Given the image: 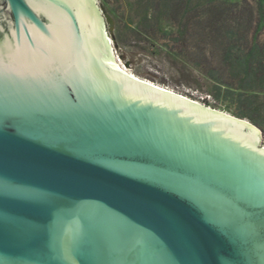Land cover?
Returning <instances> with one entry per match:
<instances>
[{
  "label": "water",
  "instance_id": "water-1",
  "mask_svg": "<svg viewBox=\"0 0 264 264\" xmlns=\"http://www.w3.org/2000/svg\"><path fill=\"white\" fill-rule=\"evenodd\" d=\"M104 29L0 0V264H264L262 131L113 67Z\"/></svg>",
  "mask_w": 264,
  "mask_h": 264
},
{
  "label": "rangeland",
  "instance_id": "rangeland-1",
  "mask_svg": "<svg viewBox=\"0 0 264 264\" xmlns=\"http://www.w3.org/2000/svg\"><path fill=\"white\" fill-rule=\"evenodd\" d=\"M96 1L103 12L112 60L139 78L152 81L150 75L156 84L249 121L262 131L264 146V70L258 74L256 64L261 61L264 65V0ZM220 3L240 4L241 8L235 12L231 6H219L222 15L215 31L196 34V27L189 23L206 24L212 19L206 9ZM190 8L195 12L189 14ZM249 11L253 12L252 20ZM146 20L156 27L152 38L138 32ZM234 37L241 40L232 45ZM162 45L167 48L159 58L140 52ZM189 66L199 70H192L188 79L182 69ZM240 114L256 115L259 124Z\"/></svg>",
  "mask_w": 264,
  "mask_h": 264
},
{
  "label": "trees",
  "instance_id": "trees-1",
  "mask_svg": "<svg viewBox=\"0 0 264 264\" xmlns=\"http://www.w3.org/2000/svg\"><path fill=\"white\" fill-rule=\"evenodd\" d=\"M211 4V3H210ZM222 5L225 7L227 4H223V3H220V5L218 4L217 6H215V7H209V8H207L206 9V11H208V13L212 16V19L211 18H209L207 21H206V24H204V23H201L200 21H198V22H195V23H189L190 24V26L192 25V26H194V27H196V31H194L196 34H198L199 32H206V31H210V32H214L215 31V28L217 27V24H218V22L220 21V18H221V15H222V13H220V11H218L217 9H218V7L220 6V7H222ZM214 6V5H213ZM227 6H231V7H233L232 9H233V11H235V12H237V11H239V9L241 8V6H240V4H229V5H227ZM157 8V10H159V7L157 6L156 7ZM259 8L261 9L262 8V5L260 4L259 5ZM165 11V10H164ZM160 12H162V11H160ZM192 12H195V10L193 11V9H189V14H191ZM250 12V11H249ZM250 17H251V20H252V17H253V12H250ZM156 26L158 25V24H155ZM159 27V26H158ZM156 29V27H154L153 26V24L152 23H150V22H148L147 20H146V22L144 23V24H142L141 26H140V28L138 29V32H139V34H144L146 37H148V38H152V36H155L156 35V33H155V30ZM189 31V30H188ZM241 40V38H232V45H234V44H237V43H239V41ZM245 39H243V41H244ZM165 48H167L166 46H164V45H162V46H160L159 48H157V49H155L154 51H147L146 49H140V52H143V53H145V52H148V56H150V57H152V58H159V56L161 57L162 56V54H163V52H164V49ZM225 50H227V49H225ZM224 50V51H225ZM259 51H261L260 50V48H259ZM138 54H139V52H138ZM147 54V53H146ZM123 59H125V54L123 53V52H121V55H120ZM262 56V55H261ZM236 57V59H239V55H237V56H235ZM257 64V66H258V74H260V73H262L263 72V70H264V65H263V63L261 62V61H259V62H257L256 63ZM196 68H199L198 66H189V67H183V69H182V73H183V75L186 77V78H190V74H192V70H199V69H196ZM251 71H254V69H252ZM255 74V73H254ZM152 81H155V77H152V76H150V75H147ZM253 98H256V97H253ZM253 108V107H252ZM253 113H256V112H254L253 111ZM240 115H242L243 117H248V118H250V120H252L253 121V123H257V124H259V118L256 116V115H254V114H251L250 116L249 115H244V114H240Z\"/></svg>",
  "mask_w": 264,
  "mask_h": 264
},
{
  "label": "bare ground",
  "instance_id": "bare-ground-1",
  "mask_svg": "<svg viewBox=\"0 0 264 264\" xmlns=\"http://www.w3.org/2000/svg\"><path fill=\"white\" fill-rule=\"evenodd\" d=\"M109 63L113 66V67H115V68H117V69H119V70H121V71H123V72H125V73H127V74H130V75H132V76H134V77H137V76H135L134 74H132V73H130L128 70H126L125 68H123L121 65H119L116 61H114V60H112V58H110L109 60ZM163 87V86H162ZM163 88H165V89H169V88H166V87H163ZM169 90H171V89H169ZM171 91H174V90H171ZM176 92V91H175ZM182 95V94H181ZM187 100H192V99H190L189 97H186V96H184ZM195 104H197V105H204V104H202L201 102H199V101H195V100H192ZM206 106V105H205ZM208 107V106H207ZM232 134L233 135H235V136H239V137H241V135L239 134V133H237V132H232Z\"/></svg>",
  "mask_w": 264,
  "mask_h": 264
},
{
  "label": "built area",
  "instance_id": "built-area-1",
  "mask_svg": "<svg viewBox=\"0 0 264 264\" xmlns=\"http://www.w3.org/2000/svg\"><path fill=\"white\" fill-rule=\"evenodd\" d=\"M211 108V107H210Z\"/></svg>",
  "mask_w": 264,
  "mask_h": 264
}]
</instances>
